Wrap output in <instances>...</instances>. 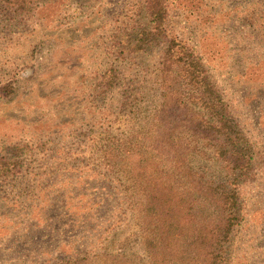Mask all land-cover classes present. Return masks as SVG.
I'll list each match as a JSON object with an SVG mask.
<instances>
[{
	"label": "rangeland",
	"instance_id": "1",
	"mask_svg": "<svg viewBox=\"0 0 264 264\" xmlns=\"http://www.w3.org/2000/svg\"><path fill=\"white\" fill-rule=\"evenodd\" d=\"M166 1L168 36H205L211 79L252 153L250 170L236 177L212 147H200L184 175L224 185L236 178L240 220L223 264H264V0ZM143 6L44 0L21 16L0 14V83L13 85L0 99V161L21 151L18 169L0 177V264H204L189 255L191 236L180 241L184 253L146 239L144 202L126 163L112 158L119 141L149 127L160 102L164 39L124 50L146 22ZM109 70L115 82L105 90ZM139 146L144 153L149 141ZM214 214L209 205L199 213Z\"/></svg>",
	"mask_w": 264,
	"mask_h": 264
},
{
	"label": "trees",
	"instance_id": "2",
	"mask_svg": "<svg viewBox=\"0 0 264 264\" xmlns=\"http://www.w3.org/2000/svg\"><path fill=\"white\" fill-rule=\"evenodd\" d=\"M38 1L44 0H0V14H27ZM143 8L146 22L135 28L138 31L124 50L138 54L164 39L157 74L160 102L149 127L131 131L119 141L112 158L117 165L126 163L136 195L144 202L140 213L146 239L161 242L166 250L173 247L180 252L181 239L191 236L193 247L188 250L189 255L202 256L204 264H223V244L240 220L236 178L224 185L184 173L189 156L202 154L200 147H212L226 170L236 177L250 170L252 153L241 148L243 137L230 121L220 91L211 79L201 47L205 36L198 37L195 43L168 36L166 0H144ZM115 76L113 70L103 75L105 90L113 86ZM12 94V83H0V99ZM142 140L149 141L144 153L139 146ZM11 151L0 161V177L19 167L21 151ZM166 162L174 170L163 166ZM208 205L214 216L201 217L199 213ZM74 262L62 264H86L83 259Z\"/></svg>",
	"mask_w": 264,
	"mask_h": 264
}]
</instances>
